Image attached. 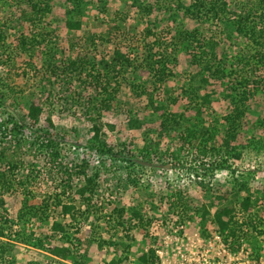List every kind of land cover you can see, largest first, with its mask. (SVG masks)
I'll return each instance as SVG.
<instances>
[{"label":"rangeland","instance_id":"obj_1","mask_svg":"<svg viewBox=\"0 0 264 264\" xmlns=\"http://www.w3.org/2000/svg\"><path fill=\"white\" fill-rule=\"evenodd\" d=\"M46 1L51 11L31 23L21 14L24 9L30 11L29 3L0 0V31L9 58L5 60L0 52V118L11 128L10 135L0 137V162H5L3 154L10 151H6V141L21 149L14 157L8 154L16 167L2 192L7 216L15 221L12 232L20 231L19 237H8L13 246L5 260L12 258V264H110L121 255L119 264H216L217 260L252 264L260 256L264 264V84L254 83L257 89L246 101L240 130L231 142L240 155L229 154L221 167L199 154L201 142L187 138L182 143L175 130L160 135L162 110L153 112L145 96H135L128 84L144 79L148 84V63L154 64L165 51L172 73L147 87L154 96L153 105L183 112L187 99L180 88L193 66L190 51L183 46L174 51L169 45L177 31L213 37L216 60L225 64L227 72L233 63L234 84L237 79L246 87L252 78L263 75V69L241 68L236 60L244 51L249 54L251 41L235 33L229 36L223 29L226 25L218 20L199 24L184 17L179 3L190 0H161V4L160 0H142L152 7L148 15L137 12L130 0H89L84 5L82 28L76 31L63 23L67 0ZM249 1L227 0L230 19H236L240 4ZM168 7L175 19L169 17L172 11L166 12ZM32 29L42 31L51 42L46 45L44 41L30 51L22 48L20 37H29ZM154 37L164 47L169 45L166 50L155 44ZM117 47L138 67L130 66L136 72H127L125 80L116 78L114 99L99 115L89 114V107H99L106 96L95 82L73 74L57 76L45 67V59L63 64L72 57L97 66L99 60H109ZM47 50L52 56L45 58ZM232 78L209 79L201 90L211 98L207 121L218 117L224 123L222 117L231 108L227 81ZM115 85L113 78L108 89ZM32 106L41 108L35 116L28 113ZM5 107L10 115L2 111ZM47 118L54 128L47 125ZM220 123L217 143L225 135ZM93 126L98 128L96 142L90 140L95 135ZM36 135L56 139V159L48 158L49 150L34 139ZM98 141L107 146L99 148ZM124 147L120 155L116 150ZM137 149L149 155L141 157ZM245 198L249 207L242 211L239 203ZM25 202L41 211L36 217L17 221ZM65 204L72 206L67 213L62 210ZM225 206L234 207L235 219L244 221L241 229L248 240L241 238L236 250L224 246V251L221 236L215 238L218 228L213 218ZM54 222H60L64 231L52 229ZM0 241L8 240L0 237ZM55 247L69 251L55 254Z\"/></svg>","mask_w":264,"mask_h":264},{"label":"trees","instance_id":"obj_2","mask_svg":"<svg viewBox=\"0 0 264 264\" xmlns=\"http://www.w3.org/2000/svg\"><path fill=\"white\" fill-rule=\"evenodd\" d=\"M88 1L89 0H67L65 13L68 18L65 16L63 19V23L67 29L76 31L82 28V17L84 16L83 14H85L84 5ZM99 1L106 3L107 0ZM23 3H29L31 5L30 11H26V9H24L21 13L23 18L28 19L31 23H33L36 18L45 14L47 15L48 12L51 11V7L46 0H21V4ZM130 4L132 7L137 9V12H143L147 15L148 12L152 10L151 5L145 3L142 0H130ZM179 7L182 8V15L184 17L191 18L197 21L199 24L212 23L218 20L226 25L223 29L229 34V36L235 33L248 38L252 43L249 54L244 51V53H242L243 57H241V55H237L236 60L242 63L241 68L253 67L257 71L259 69H263V75L258 76L257 78H252L250 81L251 86L248 85L246 87L245 83L237 79L235 81V85L232 78L236 74V69H234L235 66L232 63V67L227 72L225 64L221 60H216L217 56L214 52L216 41L213 40V37H199L195 34V32L191 33L186 30H178L177 36H175V38L173 37L169 45L172 46L174 51L182 46L185 51H190V63L193 66L191 74L180 88L182 95L187 99L186 105L184 104L185 110L183 112H172L164 107L163 104H160L159 106L153 105L152 97L154 96L149 92V88L147 87L148 84L153 83V85H155L156 83H161L172 73V71L167 69L169 68L168 63H170L171 58L170 55L165 51L155 58L154 64L148 63L150 74V82L148 84L147 79H144V81H141L139 84L133 82L130 83V81L128 84L135 96H145V99H147L148 102L147 107L152 106L153 112L162 110L159 114L158 121V133L160 135H170L171 131L175 130L177 132V137L182 143L186 142L187 138L201 142L202 144L198 145L199 154L203 156L204 159H210L214 167H221V164L227 162V157L229 154L236 158L240 155V153L236 151V148L231 146V142L236 138V134L238 130H240L241 122L245 115V106H247L246 101H248V99L257 89L255 84H264V0H250L249 4L241 3L239 6V11L234 13L236 18L234 20L230 19L227 0H190L188 4L179 3ZM165 10L166 12H170L172 11V8L168 7L165 8ZM172 13L173 11L169 13V17L175 19ZM148 34L154 33L153 31L148 30ZM28 36L29 37L21 36L19 39L20 46L22 45V48H25L27 51L38 48L41 46V44H44V41H46V45L51 42L50 39L43 35L42 31L39 33V31H36L35 29H32ZM154 41L157 46H162L163 50H166V46H169L166 45L165 48L163 46V42L158 37H154ZM6 48L7 44H5L4 41V34L0 31V52L3 53V55H5ZM47 56H52L50 53H48V50L45 52V58H47ZM5 57L6 60L8 57L6 55ZM45 60V67H47L48 70H51V72L57 76H60L59 74H73L74 76L77 75L75 77L78 78L84 76V79L87 80V82L92 81L96 83V87H99L103 91V95L104 93L106 94V96L100 101L101 105L99 107H89V114H91V111H93L98 113V115L100 114L99 112L101 109L109 108V101L114 99L113 92L117 91L119 83L116 81V78L120 77L125 80L126 73L132 70L130 69V66H132L134 63L127 55H125V52H123L122 49H119L118 47L114 49L113 55L109 60H99L98 63L101 64H97V66H94V64L89 66V62L84 58H68L63 62V64L57 63L55 59ZM3 63L5 64V62ZM132 67L136 69L138 65H133ZM56 70L60 71L56 72ZM133 71L134 70H132V72ZM110 72L112 77L109 75ZM225 76L232 78L227 81L230 92L226 94L230 101V111L222 117L224 123H220V118L218 117L213 118L215 123L211 121L209 122L207 121L206 117L211 116L207 111L211 104L210 93H201V90L206 88L205 86L208 85L209 79H221ZM113 78L115 79L116 85L110 90L108 89V86L110 85V81ZM40 110V107L32 106L28 112L29 116H35L40 112ZM2 111L10 115L8 108L5 107L2 109ZM7 122L4 118H0V137L2 138H4L8 133L9 135L11 134V128L9 125H7ZM217 123L224 125L225 135L221 143H217L215 141L217 132L219 130V125ZM47 125L54 128L50 118H47ZM22 128L23 127L21 125L18 131L21 132ZM93 130L95 135L90 140L91 142H96L98 137V128L93 126ZM55 135L56 134L54 133L52 136L55 137ZM12 136V138H15V135ZM54 137H50L49 139H45L40 135H36L34 137V139H39L40 143L49 150L47 152L48 158L51 159H56L59 156L58 150L56 148L54 149V144L57 142ZM97 143L100 144L98 145L99 148L100 146H107V144L100 143V141ZM157 143H159V141H157ZM19 147V144H17L16 147H12V144H9L6 141V151H8V149H10V151L7 153V155L3 154L5 162H0V166H6L3 168L0 167V237H7L8 240L0 241V264L13 263L12 258L5 260L4 257L5 253L11 249V246H13V243L9 242L10 239H8V237L12 236V234L19 237L18 235L20 234V231L17 230L12 232V227L15 221L7 216L5 200L2 195L3 187L8 184V179L10 176H12L11 174H13L11 172L13 171V168L16 167V164L8 157V154L11 157L19 155L21 152ZM18 149L20 150L18 151ZM110 149L111 148L109 147L108 150L111 151ZM116 151L122 155V153L125 151V147ZM137 151L141 157L146 155L140 149H137ZM127 152L132 154V151L128 150ZM225 153L228 154L225 155ZM132 156L134 155L130 156V160ZM87 200L89 201L90 199L87 198ZM248 201L249 199L245 198L239 203L240 209L242 211L248 210ZM62 208L63 212L67 213L72 208V206L71 204H65L62 206ZM40 211L41 210L39 206L32 204L30 205L25 202L23 207H21L19 212H17V221H20L24 218H29V216L36 217ZM213 220L218 228L219 233L223 237L224 244L228 245V248L236 250L240 248L242 240H248L246 237L247 234H244L241 229L244 221H238L235 219L234 207L225 206L223 208H219L216 211ZM52 229L64 231L63 225L60 222H54L52 224ZM260 232L261 231H258L256 233ZM241 238L243 239L240 241ZM52 250L55 252V254H65L67 251H69V249L66 247H55ZM120 252L122 251L119 250L116 253ZM256 254L258 255V253ZM118 256L116 260L112 259L110 264H119L122 259H120ZM258 257L259 256H257L256 260H258ZM141 259L145 260L146 258L141 257Z\"/></svg>","mask_w":264,"mask_h":264},{"label":"built area","instance_id":"obj_3","mask_svg":"<svg viewBox=\"0 0 264 264\" xmlns=\"http://www.w3.org/2000/svg\"><path fill=\"white\" fill-rule=\"evenodd\" d=\"M219 236H221V238L223 239V237H222V235L219 233V231H217V233H216V235H215V238L216 237H219ZM221 244L223 245V250L225 251V248H224V246H226L227 248H228V245H225L224 244V242H223V240H221ZM241 246V245H240ZM238 251V250H237ZM248 254H249V252H247V257H248ZM260 257V256H259ZM205 260H207L208 261V259L209 258H204ZM216 261H214V263H215ZM208 264H211V262L209 261V262H207ZM205 264V263H204ZM216 264H229V263H227V262H220L219 260H217V263ZM252 264H263V262L260 260V258H258V260H255V261H253L252 262Z\"/></svg>","mask_w":264,"mask_h":264}]
</instances>
